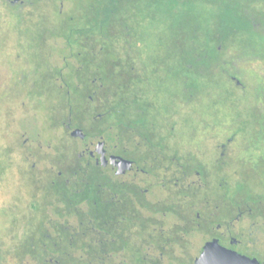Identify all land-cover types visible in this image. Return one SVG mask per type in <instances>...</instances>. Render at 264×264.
<instances>
[{
  "label": "flooded vegetation",
  "instance_id": "1",
  "mask_svg": "<svg viewBox=\"0 0 264 264\" xmlns=\"http://www.w3.org/2000/svg\"><path fill=\"white\" fill-rule=\"evenodd\" d=\"M10 2L15 5L29 3L31 10L36 1ZM40 18L42 21L23 29L25 39L22 47L28 56L20 71L15 72L13 69L9 88L12 93L17 90L24 94L38 95L43 101L47 94L58 95L62 91L61 65L54 62V53L61 52L62 45L57 39L47 38L46 16L43 14ZM170 43L173 41L170 40ZM168 51L173 52V48H168ZM87 56V83L85 86L79 83V87L80 91L88 93V116L83 122L88 126L89 136L77 120H62L59 103L51 108L54 112L51 121L56 127H67L74 140L72 144H67L74 154V165L68 170H85L87 173L102 175L105 233L109 238L112 232H116L117 237L124 239L125 243L128 239V245L131 246L118 247L120 254L139 252L150 257L161 255L164 260L169 256L172 260H178V264H198V256L191 263V259H182L177 255L179 252L185 254V240L200 232L210 236L205 244L218 238L223 245L251 257H258L264 264L262 257L239 249L243 240L233 235V222L244 216V212L227 200L224 204V171L231 165L237 169L239 164H246L238 161L236 156L231 160L227 156L228 145L237 137L230 136L223 142L219 134H208L212 128L220 129L221 121L207 119L203 115L201 124L206 133L200 138L185 133L175 134L176 127L185 122L176 119L174 112L175 56L154 55L149 65L139 55L133 67L135 69L121 73V77H130V80L124 81L123 91L130 87L131 95L128 97L126 92L123 94L117 128L111 126L110 119V48L97 46V41H91ZM236 58L242 59L238 56ZM258 61L264 62V59ZM254 62L251 57H248L247 65L236 61L234 68L237 74L231 77L241 88L244 87L242 68L254 70ZM200 72L203 76L206 74L205 65ZM180 77L188 78L184 73L177 76L178 79ZM132 85H135V89ZM250 89L254 91L253 86ZM217 91L219 94V89ZM221 101V96L217 95L214 104L216 112H219L216 108ZM254 106L251 103L247 108L253 109ZM251 115L248 122L253 124L255 120ZM235 122L237 131L240 119ZM78 127L85 132L84 138L72 136V130ZM111 128L118 131L112 135L113 138ZM183 132H186L184 128ZM7 138L6 144L0 146V216L14 225L15 229L11 230L9 238L30 236V228H37L31 224L42 222L49 227L46 234L57 235L61 243L63 171L59 169L62 163L59 151L55 155L56 164L48 170L47 153L41 141L38 146H31L24 135H11ZM212 139L215 143L213 145L209 144ZM100 142L103 143L101 147ZM61 148L62 144L58 150ZM120 158L131 161V166L120 171ZM248 163L255 166L254 161ZM257 163L264 166V159ZM78 164L87 167H78ZM11 170L17 172L18 184L26 186L21 193L12 194L7 201L2 196L3 184L6 174ZM47 170L55 177L49 188L52 190L50 196L53 191L55 193L54 200H48ZM248 212L253 213L252 209ZM224 218L230 220H226L225 230L222 231ZM51 221L56 223L54 233L50 229ZM20 223L28 224L25 227L27 231L22 229L24 226L20 227ZM33 233L42 234L36 230ZM108 244L107 254L110 258L114 249Z\"/></svg>",
  "mask_w": 264,
  "mask_h": 264
},
{
  "label": "trees",
  "instance_id": "2",
  "mask_svg": "<svg viewBox=\"0 0 264 264\" xmlns=\"http://www.w3.org/2000/svg\"><path fill=\"white\" fill-rule=\"evenodd\" d=\"M73 1L72 12L66 14L56 7V12L48 13L45 19L47 38L66 41L61 52H57L63 58L62 91L58 95L46 96H53L55 104L59 103L62 120H77L89 136L88 126L83 122L88 116V93L80 91L79 83L84 86L87 83L85 74L91 41H97V46L110 48L109 99L111 126L115 125L114 128H117L120 118L124 92L128 97L131 95L130 87L123 91V83L130 77H121V73L133 71L139 55L150 65L154 55L173 54L175 118L185 121L180 128L176 127L175 134L198 136L202 130V115L199 118L190 114L184 116L186 114L181 112V108L190 104L192 112L199 114V106L206 97L212 111L215 109V97L221 96L222 104L227 109L218 112L222 114L221 127L217 130L212 128L207 133L220 135L222 130L229 132L226 137H237L242 144L239 160L246 163L239 164L237 173L240 177L237 180L230 181L232 175L229 176L228 171L231 166L224 171V204L227 200L242 210L244 216L264 221V166L257 163L264 159V76L260 75L258 69L242 68L243 79L249 76L256 79L254 91L251 92V103L255 106L253 109L247 108L244 113L238 111L243 98L232 87L234 80L231 77L237 74L234 68L237 60L238 64L247 65L248 57L256 62L264 59V0H179L175 4L172 0ZM11 6L15 8L18 4ZM168 48H173V52ZM204 65L206 74L203 76L200 70ZM182 73L188 78L178 79L177 76ZM132 87L135 89V85ZM244 88L246 91L250 86L245 84ZM250 114L255 120L253 124L248 122ZM236 119H240L237 131ZM183 128L186 132H183ZM65 129L67 131V127ZM117 133V129L111 128V137ZM58 151L62 159L59 169L63 171L61 243L57 235L46 234L49 227L42 222L31 224L37 228H30V236L12 237L6 241L10 242V248L1 250L0 264H5L7 255H12L18 264H24L23 259L28 255L36 264L166 262L161 255L150 257L139 252L120 254L118 247L127 246L128 239L125 243L124 239L117 237L116 232H112L109 238L105 233L102 175L85 170H68L74 165L73 150L63 143ZM249 161H254L255 166L250 165ZM78 167L85 168L87 165L78 164ZM252 178L261 180V186L252 185ZM257 187L262 189L258 191ZM51 191L47 188L48 200L55 198L54 191L50 196ZM249 209L253 213L248 212ZM19 225L27 231L25 227L28 224ZM50 225V229L55 230V221H51ZM35 230L42 234L35 235ZM18 243L21 244L17 246ZM108 243L114 249L110 258L107 254ZM253 255L259 256L256 253Z\"/></svg>",
  "mask_w": 264,
  "mask_h": 264
},
{
  "label": "rangeland",
  "instance_id": "3",
  "mask_svg": "<svg viewBox=\"0 0 264 264\" xmlns=\"http://www.w3.org/2000/svg\"><path fill=\"white\" fill-rule=\"evenodd\" d=\"M11 4L10 0H0V146L6 144L8 140L7 136L10 137L11 135H24V138L29 139V145L31 146H38L41 141L47 153L46 167L49 170L51 166L55 164V155L57 154L60 144L63 145V143H65L66 145H70L74 141L64 126L56 127L52 125L51 116L54 112L51 108L55 104V98L53 99V96L50 98L45 97V100L42 101L38 95L24 94L17 90H14L12 93L9 86L12 84L11 77L13 69L15 72H18L16 70L20 71V69L24 67V60L28 56L27 53L23 51L24 47H22L23 40L25 39L23 29L28 28L31 24L42 21L40 18L41 15L44 14V16H46L48 13H55L57 8L68 14L72 12L75 3L73 0H37L34 3V8L32 7L31 10H29V3L23 5L18 4L15 8L24 7L18 11L15 10ZM57 40L62 46L66 44V41L62 38H57ZM68 51L67 49V52ZM54 55L55 64L62 65V55L58 53ZM249 67H251L250 64ZM252 67L258 69L260 75L264 76V62L255 61ZM242 80L247 86H250V88L255 85L256 81L252 76L245 77ZM245 84H243L244 87ZM232 87H234L236 92L242 95L243 102L240 104L238 111L244 113L247 111V106L253 101L251 89L248 88L245 91V88H241L242 86L236 84V81L233 82ZM222 103H219V106L216 108L220 113L221 111L227 110L226 106ZM208 105V102L206 104L201 103L199 106L200 113L196 114L192 112L191 105L186 104L185 107L181 108V112L186 114L184 116L190 114L199 118L200 115H203L205 118L212 119L213 117L222 122V114L216 112L215 109L212 111L209 110V108L212 107ZM178 128H180V126H178ZM204 130L206 129H202L198 132L199 138L206 133ZM177 131H179V129H177ZM228 133V131L222 132L221 130L219 136H221L223 142L227 141L228 137L226 136ZM210 142L209 144H215L213 139ZM228 146L227 150L230 154L228 153L227 156L229 160L235 156L239 158L242 149L241 141L236 139ZM48 170L46 172V186L50 188L51 181L55 177ZM237 170L238 169H235V167L231 165L228 171L230 172L228 175H232L230 181L239 179L240 175H238L239 172L237 173ZM16 178L17 172L15 170H11L6 174L3 184V199L8 201L11 199L12 194L21 193L25 188L26 185L23 183L18 184ZM252 179V185L261 186V180H254L256 178ZM261 189V187H257L256 190L259 191ZM226 220H230V218H224V228L222 231L225 230ZM257 220H254V218L248 215L242 216L238 221L234 220L232 233L234 236L243 240L242 245L239 246L240 250L256 253L259 257L264 259V221L261 219ZM13 229H15L14 225L10 223L7 218L0 216V252H2L1 250L10 248V242L7 243L6 241L9 240L11 230ZM209 238V234L200 232L191 235L185 240V254L179 252L177 256L182 257V259H191V261L194 262L195 258L199 256L201 248ZM166 257V262L168 263H179V261L174 258L172 260L169 256ZM16 261L17 260H15L12 255H7L4 263L18 264ZM23 262L24 264H36V261L29 255L23 259Z\"/></svg>",
  "mask_w": 264,
  "mask_h": 264
},
{
  "label": "water",
  "instance_id": "4",
  "mask_svg": "<svg viewBox=\"0 0 264 264\" xmlns=\"http://www.w3.org/2000/svg\"><path fill=\"white\" fill-rule=\"evenodd\" d=\"M72 136L82 137L86 136L82 128H75L71 132ZM103 143H99V147ZM115 158V157H114ZM120 171L124 167H130L131 161L120 158L118 162ZM198 264H263L258 257H251L247 254L241 253L236 249L229 248L223 245L218 238L208 241L201 254L196 258Z\"/></svg>",
  "mask_w": 264,
  "mask_h": 264
},
{
  "label": "snow or ice",
  "instance_id": "5",
  "mask_svg": "<svg viewBox=\"0 0 264 264\" xmlns=\"http://www.w3.org/2000/svg\"><path fill=\"white\" fill-rule=\"evenodd\" d=\"M172 3H179V0H172ZM262 39H264V37H262Z\"/></svg>",
  "mask_w": 264,
  "mask_h": 264
}]
</instances>
